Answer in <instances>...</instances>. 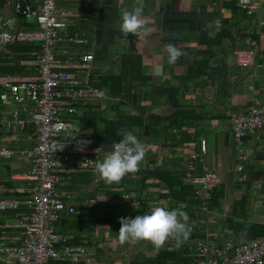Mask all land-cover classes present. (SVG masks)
<instances>
[{
	"label": "crops",
	"instance_id": "1",
	"mask_svg": "<svg viewBox=\"0 0 264 264\" xmlns=\"http://www.w3.org/2000/svg\"><path fill=\"white\" fill-rule=\"evenodd\" d=\"M253 1L258 8L247 13L238 0H143L148 32L137 38L131 34L126 37L120 30L121 11L131 10L136 6L135 0H56L58 9L72 12L70 31L83 32L89 40L86 47L70 49L75 63H80L85 54L95 56L89 69L74 72L96 87L102 79L120 74L124 56L137 57L151 83L142 89L143 84L134 82L135 88L128 94L132 98L146 97L140 98L138 105L131 102L120 111H129L132 116L142 111L160 119L150 121L147 135L142 128L133 130L145 145V158L140 170L133 176L126 175L119 184L108 185L92 171L73 172L71 177L70 170L64 171L59 189L68 192L80 210L75 215H62L56 229L70 246L82 248L84 254L75 262L49 264H131L135 258L152 259L156 253L169 250L176 245L174 240L157 252L149 242L120 245L117 239L121 217L150 214L157 206L193 214L190 231L201 236L193 241L224 247L227 242L264 237V125L261 131L238 143L231 123L232 115L244 113L249 106L264 108V0ZM16 6L19 0H2L0 15L14 19L10 32H25L32 23L18 17ZM28 6L36 15L38 5L34 0H29ZM168 43L183 52L174 65L168 64ZM237 52H252L253 65L238 66ZM22 65L29 68L30 74L38 69L36 61ZM157 65L163 67V74L155 73ZM190 69L196 75L187 80ZM165 87L175 89L176 100L170 101L163 91ZM108 96L103 101L82 103L80 116L90 113L96 114L94 118L114 117L115 106L110 100L121 99ZM95 104L102 108L97 109ZM24 107L31 109L27 102L0 99V148L31 147L34 132ZM16 112L23 125L15 120ZM77 128L84 135L92 132L81 128L80 123ZM203 140L207 155L200 151ZM193 154L197 158L191 160ZM203 163L221 178L206 213L200 207H174L163 197L168 194L164 184L153 178L144 179L143 171L160 166L200 175ZM28 168L24 158H0V200L28 197L31 186L23 178ZM201 218L205 224L200 223ZM19 219L18 212L0 213V247L10 246L20 237L16 228ZM193 241L187 239L182 244L191 260L196 259L190 251Z\"/></svg>",
	"mask_w": 264,
	"mask_h": 264
},
{
	"label": "built area",
	"instance_id": "2",
	"mask_svg": "<svg viewBox=\"0 0 264 264\" xmlns=\"http://www.w3.org/2000/svg\"><path fill=\"white\" fill-rule=\"evenodd\" d=\"M2 0H0L1 3ZM247 13L258 8L253 0H238ZM38 12L33 15L30 6L25 7L24 19L32 23L35 30L12 33L14 19L0 15V49L13 44L38 45L34 54L38 63L36 73L30 77L0 78L1 101L11 98L17 104L27 102L30 110L28 122L34 132L32 145L25 149L0 148V158L21 157L28 161L29 168L23 178L30 184L28 197L24 199L0 200V213L18 212L20 219L16 226L20 237L10 246L0 247V262L5 264H49L75 262L84 254L80 247H72L68 239L58 233L56 223L62 215H75L77 206L71 202V195L59 189L64 180L63 173L92 171L96 161L112 151L96 144L90 136L80 133L79 107L88 101H103L108 94L81 79L74 71L89 69L95 62L94 55H83L78 64L71 56L70 49L86 47L87 35L69 28L72 12L58 9L56 0H34ZM16 6V12H19ZM237 64L251 67L254 63L252 52H237ZM16 121L23 125L19 113ZM232 135L238 143L263 129L264 108L249 106L246 111L231 117ZM98 149V150H97ZM97 150V151H96ZM200 151L207 155V143L201 141ZM191 160L196 155H191ZM189 157V159H190ZM90 160L86 167L80 164ZM194 170V168H190ZM196 186L194 196L200 210L208 212L213 192L221 178L205 163L200 175H187ZM200 223L206 220L201 218ZM190 249L194 260L185 264H264V237L241 243L227 242L216 247L203 240L193 241Z\"/></svg>",
	"mask_w": 264,
	"mask_h": 264
},
{
	"label": "trees",
	"instance_id": "3",
	"mask_svg": "<svg viewBox=\"0 0 264 264\" xmlns=\"http://www.w3.org/2000/svg\"><path fill=\"white\" fill-rule=\"evenodd\" d=\"M34 30L35 28L32 24L25 28V31ZM37 51L38 45L31 44H13L0 49V77L32 76L33 73H28L29 68L22 64L35 61L34 54ZM32 70H34V68H32ZM119 73V75H112L102 79V83L96 86L98 89H106L109 92L108 94L121 99L119 101H112L109 99L111 105L115 106L116 115L114 117L97 116L94 118L96 114L91 115L90 113H86V115L81 117L80 121L81 128H84V130L86 129V131L92 130L91 133L89 132L92 141L105 149L112 148L115 143H118L122 139V137L117 134L120 129H125L133 133V130L142 128L145 130V135H147L146 132L149 130L148 126L150 121L160 119L158 117H148L142 111L137 116H132L129 111H120L121 108L131 105V102L136 104L140 103V98L143 97L137 96L132 98L131 94H128L131 89L135 88V84L133 83H141L143 84L141 88L145 89L148 84L151 83V79L142 71V62L138 60L137 57L132 56L123 57L122 69ZM194 75H196L194 74V70L190 69L185 79H191ZM163 91L169 97L170 101L176 100L177 93H174L175 89L172 87H165ZM145 97L144 95L143 98ZM107 103H109V101H107ZM95 107L97 109L102 108L99 104ZM143 173L146 175V178L144 177L145 180L153 178L167 187L168 194L163 197L169 199L174 204V207L178 205H185L186 207L192 206L193 208L199 207V201L196 196H194L196 186L190 183L187 173L173 172L165 166L156 167L152 170H145ZM130 176H133V174H130ZM213 204H215V202H212L211 205ZM79 207L80 206H78V209ZM188 216L190 219L193 218V214L191 213ZM199 237L201 236H198L197 232L194 233L190 231L188 239L193 241ZM184 243H186V241ZM185 250V245H181L180 247H176L175 245L169 250L156 253L155 257L152 259L135 258L131 264H185L191 260L186 256L187 252Z\"/></svg>",
	"mask_w": 264,
	"mask_h": 264
},
{
	"label": "clouds",
	"instance_id": "4",
	"mask_svg": "<svg viewBox=\"0 0 264 264\" xmlns=\"http://www.w3.org/2000/svg\"><path fill=\"white\" fill-rule=\"evenodd\" d=\"M135 5L131 10H122L120 14V30L126 37L131 34L139 38L148 32L143 17V0H135ZM165 48L169 65H174L183 55L182 50L175 44L168 43ZM155 73L163 74V67L157 65ZM117 134L122 139L113 145L112 151L102 161H96L94 166V173L108 185L119 184L128 174L135 175L146 154L145 145L131 131L120 129ZM89 161L82 162L80 167H86ZM133 206L136 208L135 204ZM189 219L188 214L180 208L170 210L157 206L150 214L136 215L134 218L121 217L117 239L120 245L149 242L157 252L169 240H174L180 246L189 237Z\"/></svg>",
	"mask_w": 264,
	"mask_h": 264
},
{
	"label": "water",
	"instance_id": "5",
	"mask_svg": "<svg viewBox=\"0 0 264 264\" xmlns=\"http://www.w3.org/2000/svg\"><path fill=\"white\" fill-rule=\"evenodd\" d=\"M29 0H19V12H18V17L23 18L24 17V11L25 7L28 6Z\"/></svg>",
	"mask_w": 264,
	"mask_h": 264
},
{
	"label": "rangeland",
	"instance_id": "6",
	"mask_svg": "<svg viewBox=\"0 0 264 264\" xmlns=\"http://www.w3.org/2000/svg\"><path fill=\"white\" fill-rule=\"evenodd\" d=\"M127 259V258H126Z\"/></svg>",
	"mask_w": 264,
	"mask_h": 264
}]
</instances>
